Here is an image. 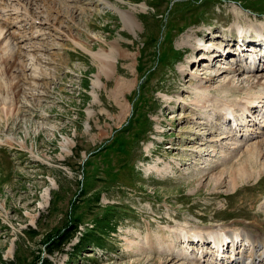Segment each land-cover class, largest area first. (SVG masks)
<instances>
[{
	"label": "rangeland",
	"instance_id": "rangeland-1",
	"mask_svg": "<svg viewBox=\"0 0 264 264\" xmlns=\"http://www.w3.org/2000/svg\"><path fill=\"white\" fill-rule=\"evenodd\" d=\"M256 20L264 0H0V264L250 257L264 157H245L264 143V79L239 87L220 37ZM118 80L130 88L115 98ZM213 230L244 246L217 261L213 242H179Z\"/></svg>",
	"mask_w": 264,
	"mask_h": 264
},
{
	"label": "bare ground",
	"instance_id": "bare-ground-1",
	"mask_svg": "<svg viewBox=\"0 0 264 264\" xmlns=\"http://www.w3.org/2000/svg\"><path fill=\"white\" fill-rule=\"evenodd\" d=\"M243 8V7H242ZM125 17H126V21L127 22H129V23H131V26H133V21L130 19V18H128L126 15H125ZM261 22H262V20H261ZM127 24V23H126ZM238 24H240V23H238ZM0 25H1V23H0ZM240 25H243L242 27H240V28H238V32L239 33H246V32H248V31H250V28H248L247 26H253L254 28L256 27V25L255 24H253L252 22L251 23H244V24H240ZM247 25V26H246ZM236 26V25H235ZM261 27V26H260ZM7 28V27H6ZM5 28V29H6ZM262 28V27H261ZM231 30H233V29H231ZM231 33V32H230ZM196 35L197 36H204V34L201 32V31H198V32H196ZM227 35V34H226ZM223 36V35H222ZM205 37H208V36H205ZM221 39H224V38H222V37H220ZM5 39V38H4ZM223 43V42H222ZM229 43H232V42H228V41H226L225 40V42L223 43V44H225L226 46L225 47H223V49H222V51H227V52H229V49H230V45L231 44H229ZM247 45H249V44H247ZM226 48H228V49H226ZM248 50H246L243 54H247V53H252V51H255V49L254 48H247ZM193 50V53L195 54V53H197V52H199V50L198 49H196V46H195V48H193L192 49ZM221 51V52H222ZM205 53V52H204ZM214 54H215V60L218 58V51H214ZM213 54V55H214ZM222 54V53H221ZM212 54H211V56H213ZM253 56V55H252ZM130 58V59H132L131 58V56H125V58ZM210 57V56H209ZM224 57V55L222 54V58ZM227 58H228V56H227ZM113 59H116V58H113ZM113 62L112 61H106V62H104L103 63V66L106 68V69H111L112 67H113ZM264 71V69H261L260 68V65H258V66H255L254 67V69L253 70H250V68L249 67H245L244 66V62L243 61H240V60H238L236 63H235V67H234V70L231 72V73H234V74H237V75H239V80H238V82H237V84H239V87L240 86H244L246 83H250V82H252L253 81V78L255 77V79H254V81L255 82H257V84H260V82H261V80L262 79H264V75H262V74H260L259 72H261V71ZM8 71V70H7ZM6 71V72H7ZM243 73H246V74H251V76H248V77H246V78H244V79H242V78H240V76L243 74ZM252 74H254V75H252ZM216 76H213V77H211V79H209V82H213V83H216L217 82V75L218 74H215ZM243 77V76H242ZM217 79V80H216ZM254 84V83H253ZM130 88V84H129V82H125V81H121V80H118L117 81V84H116V88H115V90H114V93H113V96L115 97V98H120V97H122L124 94H125V92H126V90H128ZM223 89V88H222ZM227 112H229V110H226ZM127 112V107H124V113H126ZM244 113H246L247 114V112L245 111ZM251 113H254V112H251ZM233 115L234 114H230V117H232V118H234L233 117ZM226 116H228V114H226ZM219 117V116H218ZM217 117V119L219 120V122H220V120H222V118H218ZM224 119V118H223ZM235 119V121L237 120L236 119V117L234 118ZM220 125H218V127H219ZM236 127V126H235ZM251 150H249L248 152V154L246 155V157L245 158H247V159H250V158H257L258 159V157H260V156H262V157H264V143L263 144H259V145H255V146H253V147H251L250 148ZM259 154H260V156H259ZM256 159V160H257ZM243 161V160H242ZM241 161V163H243ZM258 161V160H257ZM242 165V164H241ZM213 170V169H212ZM234 171V170H233ZM247 173V171H246V169L245 168H242V167H240L239 169H237L236 170V172H235V174L232 176V178H233V180H234V183H237V182H242V181H245L246 180V174ZM251 177V176H250ZM248 178V177H247ZM247 182H248V180H246ZM224 182V181H223ZM211 230V229H210ZM214 231V230H213ZM216 231V230H215ZM212 232L211 234H210V238H211V240H209V241H211V242H213V244H214V246H215V250L217 249L218 251H219V256L220 257H217V254H216V260L217 261H222V260H220L219 258H221V256H222V254H221V250H223V248H224V246H225V244H227V235H228V237H230V239L232 240L231 242H232V245H233V247H235V245H236V242H237V240H236V238L235 237H232V235H231V233H229L228 231H227V233H225L224 235L223 234H221L220 232ZM224 232V231H223ZM250 233V232H249ZM207 234V233H206ZM251 234V233H250ZM194 236H195V238H197V239H199V240H201V241H205V240H207L208 241V238H207V236H205V235H203V236H201V235H189V236H185L184 237V239H185V243L187 242V240H193V238H194ZM196 236H199V237H196ZM247 236H248V234H247ZM201 237H203V238H201ZM244 237H246L245 235H244ZM248 240H250V242H251V245H252V249H253V252H252V255L250 256V257H248V258H245V257H242V255H241V257H239V256H234V259H233V261L232 262H230V263H227V264H261V263H264V234H261V235H252L251 234V236H249V239ZM243 241H245V239L243 238ZM247 241V240H246ZM189 243V242H188ZM238 243V242H237ZM194 244V243H193ZM239 245H242V244H239L238 243V245H237V248H238V246ZM213 246V247H214ZM200 247V246H199ZM193 252H195V251H193ZM217 252V251H216ZM185 254L187 255V257H188V259L189 260H192V261H194L195 259H194V256L191 254H189L188 253V250L185 252ZM239 254V253H238ZM237 254V255H238ZM185 258H186V256H185ZM204 259L206 258V256H204L203 257ZM177 259H179L180 261H183L184 259H182V258H179V257H174V255H173V257H170L169 259H167L165 262H164V264H183V263H181L179 260H177ZM187 259V258H186ZM198 258H196V260H197ZM201 261V260H200ZM231 261V260H230ZM201 264H204V262H201Z\"/></svg>",
	"mask_w": 264,
	"mask_h": 264
},
{
	"label": "trees",
	"instance_id": "trees-1",
	"mask_svg": "<svg viewBox=\"0 0 264 264\" xmlns=\"http://www.w3.org/2000/svg\"><path fill=\"white\" fill-rule=\"evenodd\" d=\"M69 240H66V238L61 237V240H59L58 242L60 243V247L57 248V251H62L63 250V246L68 242ZM57 244V242L55 243ZM56 251L52 250L50 251V253L53 255Z\"/></svg>",
	"mask_w": 264,
	"mask_h": 264
}]
</instances>
